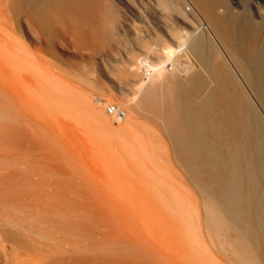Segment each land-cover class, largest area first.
<instances>
[{"label":"bare ground","instance_id":"obj_1","mask_svg":"<svg viewBox=\"0 0 264 264\" xmlns=\"http://www.w3.org/2000/svg\"><path fill=\"white\" fill-rule=\"evenodd\" d=\"M0 248L264 264V0H0Z\"/></svg>","mask_w":264,"mask_h":264},{"label":"rangeland","instance_id":"obj_2","mask_svg":"<svg viewBox=\"0 0 264 264\" xmlns=\"http://www.w3.org/2000/svg\"><path fill=\"white\" fill-rule=\"evenodd\" d=\"M249 1H252V0H242V2L247 5L249 3ZM108 103H115V104H118L122 107L125 108V106L122 104V102H120V100L118 99H115V98H109L108 101H107V104ZM105 112L107 115H113V114H109L105 108ZM0 264H8V261H7V258L6 256L4 255V252L3 250L0 248Z\"/></svg>","mask_w":264,"mask_h":264},{"label":"built area","instance_id":"obj_3","mask_svg":"<svg viewBox=\"0 0 264 264\" xmlns=\"http://www.w3.org/2000/svg\"><path fill=\"white\" fill-rule=\"evenodd\" d=\"M114 110V106H109V112H112Z\"/></svg>","mask_w":264,"mask_h":264}]
</instances>
